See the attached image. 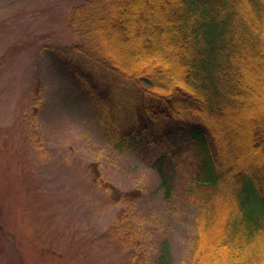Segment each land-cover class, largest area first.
Wrapping results in <instances>:
<instances>
[{
  "label": "trees",
  "instance_id": "1",
  "mask_svg": "<svg viewBox=\"0 0 264 264\" xmlns=\"http://www.w3.org/2000/svg\"><path fill=\"white\" fill-rule=\"evenodd\" d=\"M69 22L56 56L105 142L155 170L165 203L185 176L196 264H264V0H86Z\"/></svg>",
  "mask_w": 264,
  "mask_h": 264
},
{
  "label": "rangeland",
  "instance_id": "2",
  "mask_svg": "<svg viewBox=\"0 0 264 264\" xmlns=\"http://www.w3.org/2000/svg\"><path fill=\"white\" fill-rule=\"evenodd\" d=\"M85 1L0 0V264H196L185 176L165 203L155 170L105 142L88 89L57 59ZM202 234L206 251L217 234Z\"/></svg>",
  "mask_w": 264,
  "mask_h": 264
}]
</instances>
